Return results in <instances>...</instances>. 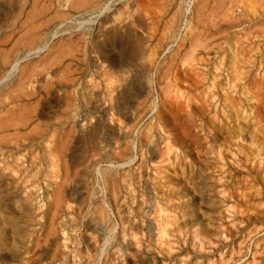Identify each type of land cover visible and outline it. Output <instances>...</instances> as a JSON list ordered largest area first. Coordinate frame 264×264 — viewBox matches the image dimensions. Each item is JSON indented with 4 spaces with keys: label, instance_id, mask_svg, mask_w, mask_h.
Returning <instances> with one entry per match:
<instances>
[{
    "label": "rangeland",
    "instance_id": "obj_1",
    "mask_svg": "<svg viewBox=\"0 0 264 264\" xmlns=\"http://www.w3.org/2000/svg\"><path fill=\"white\" fill-rule=\"evenodd\" d=\"M61 1L0 0V264H264V0Z\"/></svg>",
    "mask_w": 264,
    "mask_h": 264
},
{
    "label": "bare ground",
    "instance_id": "obj_2",
    "mask_svg": "<svg viewBox=\"0 0 264 264\" xmlns=\"http://www.w3.org/2000/svg\"><path fill=\"white\" fill-rule=\"evenodd\" d=\"M63 1V0H62ZM61 1V2H62ZM100 0H76V1H74V5H76L77 7L78 6H92V5H97L98 4V2H99ZM35 2V1H34ZM164 2V1H163ZM36 3V2H35ZM33 4V3H32ZM203 4V3H202ZM202 4H201V6H202ZM33 5H35V4H33ZM73 5V4H72ZM75 6V7H76ZM85 6V7H86ZM206 6V5H205ZM45 7V6H44ZM107 7H108V4H105L104 5V7L101 9V11H100V13L101 12H103V11H105L106 9H107ZM228 7V6H227ZM198 8V7H197ZM203 8V7H202ZM77 9V8H76ZM200 9V8H199ZM204 9V8H203ZM229 10H230V8H229ZM55 11V10H54ZM214 12V11H213ZM227 13H229V12H227ZM36 14H37V11H35V9L33 8V6H32V8L29 10V13L27 14V21H29V20H31V19H33V17L34 16H36ZM40 16V15H39ZM38 16V17H39ZM222 16V15H221ZM198 17H200V16H198ZM197 17V18H198ZM221 18V17H220ZM34 20V19H33ZM212 21V20H211ZM25 25H26V21H25ZM29 25V24H28ZM29 26H31V25H29ZM211 26V25H210ZM36 28L35 27H32L30 30H26V32H27V34H25L24 36H22L21 38L22 39H20V40H23V39H33L34 37H33V33H34V30H35ZM24 34V33H23ZM22 34V35H23ZM19 39H17L18 41H16L17 43H15V46H18L19 44H20V41H19ZM5 42V41H4ZM23 42H25V41H23ZM22 42V43H23ZM3 43V42H2ZM28 43H30V41L28 42ZM28 45H30V44H28ZM15 46H13V47H15ZM191 47H192V45H191ZM190 47V48H191ZM32 48V47H31ZM45 48V45L44 46H41V47H38L37 48V50L35 51V53H38V52H41L43 49ZM192 50V49H191ZM33 51V50H32ZM31 53V52H30ZM34 53V52H33ZM32 55V54H31ZM19 61V60H18ZM18 61H15L14 62V64H13V70L12 71H15V69H16V66L18 65ZM4 63V62H3ZM32 95V94H31ZM25 115V114H24ZM12 116V115H11ZM24 117V116H23ZM12 118H10V120H11ZM8 120H9V118H8ZM23 120V119H22ZM22 120H20L19 119V121L20 122H23ZM8 122V121H7ZM16 122V121H15ZM12 123V122H11ZM13 124V123H12ZM4 127H7L6 125L4 126ZM0 129H2V128H0ZM12 136V135H11ZM3 142V141H2ZM1 142V143H2ZM58 194V193H57ZM57 196V195H56ZM58 197V196H57ZM56 197V198H57Z\"/></svg>",
    "mask_w": 264,
    "mask_h": 264
}]
</instances>
